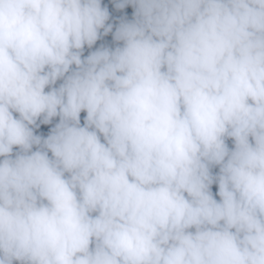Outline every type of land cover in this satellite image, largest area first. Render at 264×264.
<instances>
[{
    "label": "clouds",
    "instance_id": "obj_1",
    "mask_svg": "<svg viewBox=\"0 0 264 264\" xmlns=\"http://www.w3.org/2000/svg\"><path fill=\"white\" fill-rule=\"evenodd\" d=\"M0 264H264V0H0Z\"/></svg>",
    "mask_w": 264,
    "mask_h": 264
},
{
    "label": "trees",
    "instance_id": "obj_2",
    "mask_svg": "<svg viewBox=\"0 0 264 264\" xmlns=\"http://www.w3.org/2000/svg\"><path fill=\"white\" fill-rule=\"evenodd\" d=\"M127 11H129V12H130V9H128Z\"/></svg>",
    "mask_w": 264,
    "mask_h": 264
}]
</instances>
